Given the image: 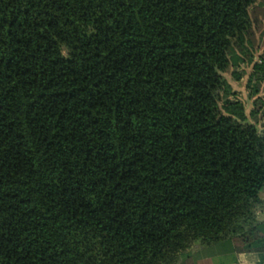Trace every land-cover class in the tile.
Returning a JSON list of instances; mask_svg holds the SVG:
<instances>
[{"label": "trees", "instance_id": "trees-1", "mask_svg": "<svg viewBox=\"0 0 264 264\" xmlns=\"http://www.w3.org/2000/svg\"><path fill=\"white\" fill-rule=\"evenodd\" d=\"M261 36L264 0H0V264H264Z\"/></svg>", "mask_w": 264, "mask_h": 264}, {"label": "rangeland", "instance_id": "rangeland-1", "mask_svg": "<svg viewBox=\"0 0 264 264\" xmlns=\"http://www.w3.org/2000/svg\"><path fill=\"white\" fill-rule=\"evenodd\" d=\"M262 37V36H261ZM261 44L263 45L264 49V36L262 37ZM228 79L234 83V87L237 90H240V95L242 98L248 99V93L244 89L245 81L242 80L240 83L239 81L233 80V75L231 73H227ZM250 108H252V100H250ZM226 245H220V247H213L207 245H199V249H195V253L198 254L197 261L193 259L192 261L187 262V264H243L246 262L247 264H252L251 259L246 254H239L238 252L230 253L228 249L225 247ZM194 252L192 254H195ZM195 254V255H196ZM197 256V255H196ZM195 256V257H196ZM258 263V262H255Z\"/></svg>", "mask_w": 264, "mask_h": 264}, {"label": "crops", "instance_id": "crops-1", "mask_svg": "<svg viewBox=\"0 0 264 264\" xmlns=\"http://www.w3.org/2000/svg\"><path fill=\"white\" fill-rule=\"evenodd\" d=\"M247 262V261H246ZM254 264H256V263H254Z\"/></svg>", "mask_w": 264, "mask_h": 264}]
</instances>
